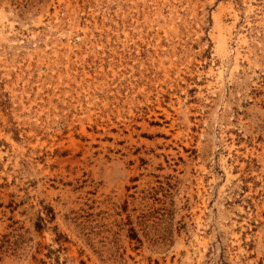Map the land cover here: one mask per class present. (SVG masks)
<instances>
[{
  "label": "rangeland",
  "instance_id": "1",
  "mask_svg": "<svg viewBox=\"0 0 264 264\" xmlns=\"http://www.w3.org/2000/svg\"><path fill=\"white\" fill-rule=\"evenodd\" d=\"M0 264H264V0H0Z\"/></svg>",
  "mask_w": 264,
  "mask_h": 264
},
{
  "label": "bare ground",
  "instance_id": "2",
  "mask_svg": "<svg viewBox=\"0 0 264 264\" xmlns=\"http://www.w3.org/2000/svg\"><path fill=\"white\" fill-rule=\"evenodd\" d=\"M144 126H145V125H144ZM129 130H130V129H129ZM129 133H131V132H129ZM131 135H132V134H131ZM109 136H110V135H109ZM110 137H111V136H110ZM128 137H129V135H128ZM113 138H114V136H113ZM120 138H121V137H120ZM120 138H119V139H120ZM119 139H118V140H119ZM124 140H125V139H124ZM87 149H88V148H87Z\"/></svg>",
  "mask_w": 264,
  "mask_h": 264
}]
</instances>
